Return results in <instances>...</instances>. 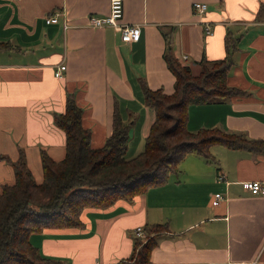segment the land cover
Instances as JSON below:
<instances>
[{
    "label": "crops",
    "instance_id": "crops-1",
    "mask_svg": "<svg viewBox=\"0 0 264 264\" xmlns=\"http://www.w3.org/2000/svg\"><path fill=\"white\" fill-rule=\"evenodd\" d=\"M193 2L206 3V11L195 14ZM263 3L123 0L122 23L138 26L140 36L122 42L110 26H87L88 15L108 13L109 0H0V42L18 48L0 52V191L13 182L11 161L20 152L37 183L42 179L41 150L55 161L63 158L65 133L54 125L53 114L63 112L67 92L83 110L81 122L90 130L92 147L102 146L111 133L116 109L130 124L125 157L143 151L155 117L144 104L143 86L170 94L174 85L163 59L162 33L169 30L160 27L174 28L172 51L194 74L202 58L226 55L225 35L235 45L227 84L243 93L190 105L187 129L219 128L264 141ZM58 14L61 23L59 17L56 23L45 22ZM204 23L210 35L204 34ZM60 65L65 69L56 78ZM210 152L212 162L186 155L177 174L132 204L117 201L106 209H85L80 227L31 233L29 241L61 264H116L131 256L135 228H142L143 239L146 224L166 223L168 231L157 238L152 264H264V194L252 195L241 186L258 181L264 187V155L220 145ZM215 193L225 198L218 206L212 205Z\"/></svg>",
    "mask_w": 264,
    "mask_h": 264
},
{
    "label": "trees",
    "instance_id": "trees-1",
    "mask_svg": "<svg viewBox=\"0 0 264 264\" xmlns=\"http://www.w3.org/2000/svg\"><path fill=\"white\" fill-rule=\"evenodd\" d=\"M173 29L160 27L166 42L163 59L174 77L173 91L166 94L143 86L144 104L153 109L155 117L141 153L131 159L125 157L130 124L122 120L116 109L111 133L102 146L92 147L90 130L81 122L83 110L73 94L67 92L63 112L53 114L54 125L65 133L63 158L55 161L41 150L39 183L26 166L23 152L11 161L14 180L3 184L0 191V264H61L60 260L43 256L30 243L29 235L46 229L80 227L85 209H106L117 201L132 204L148 188L177 174L179 163L188 154L212 162L210 148L220 145L264 155L262 140L219 128L195 132L187 129L190 105L218 103L243 92L227 84L234 47L228 34L224 37L226 55L214 60L202 58L199 71L194 74L172 51ZM16 50L17 47L0 42V52ZM167 231L166 223L146 224L144 238L134 236L131 256L116 264H152L157 238Z\"/></svg>",
    "mask_w": 264,
    "mask_h": 264
},
{
    "label": "built area",
    "instance_id": "built-area-1",
    "mask_svg": "<svg viewBox=\"0 0 264 264\" xmlns=\"http://www.w3.org/2000/svg\"><path fill=\"white\" fill-rule=\"evenodd\" d=\"M207 9V4L204 2H193L192 3V11L197 14H203ZM124 12L123 0H109V9L108 13L103 16H98L94 14H90L87 16V26L90 28H104L107 26L112 27L115 31L118 32L119 38L122 42H136L140 36V28L135 25L124 24L122 23ZM45 22L47 24L58 22V18L56 15H50L45 18ZM63 28H67V24L63 21ZM203 31L205 35H210L212 30L207 23L203 24ZM186 56H183L185 59ZM64 65H60L57 70L54 72V76L56 78L61 76V71L64 70ZM218 179H224L223 174H219ZM241 186L244 189L250 191L252 195L264 194V187L258 181H245L241 182ZM224 196L220 193H215L213 195L212 205L218 206L224 200ZM134 236L142 237V228L137 227L134 230Z\"/></svg>",
    "mask_w": 264,
    "mask_h": 264
},
{
    "label": "rangeland",
    "instance_id": "rangeland-1",
    "mask_svg": "<svg viewBox=\"0 0 264 264\" xmlns=\"http://www.w3.org/2000/svg\"><path fill=\"white\" fill-rule=\"evenodd\" d=\"M57 17H59V23H61L62 22V19H61V16H59V14L57 15ZM60 19H61V21H60ZM235 46V45H234ZM152 109V108H151ZM133 120V119H132ZM138 141H139V138H136V139H134L133 140V142H132V144L134 145L135 143H138ZM142 144H143V142H141ZM132 147V146H131ZM5 159H6V156H3V158H2V160L5 162Z\"/></svg>",
    "mask_w": 264,
    "mask_h": 264
}]
</instances>
